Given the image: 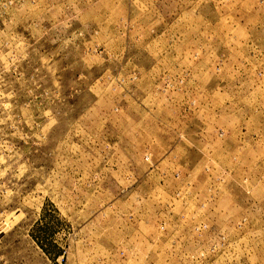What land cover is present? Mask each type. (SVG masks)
I'll return each mask as SVG.
<instances>
[{"label": "rangeland", "instance_id": "374dc122", "mask_svg": "<svg viewBox=\"0 0 264 264\" xmlns=\"http://www.w3.org/2000/svg\"><path fill=\"white\" fill-rule=\"evenodd\" d=\"M0 264H264V0H0Z\"/></svg>", "mask_w": 264, "mask_h": 264}, {"label": "crops", "instance_id": "0c3cea01", "mask_svg": "<svg viewBox=\"0 0 264 264\" xmlns=\"http://www.w3.org/2000/svg\"><path fill=\"white\" fill-rule=\"evenodd\" d=\"M140 236L143 237L142 234H140ZM140 239H141V238H140ZM161 242H163V241L161 240ZM146 243H147V240H139V242H138V244H137L138 246H136L135 243H132V244H130L129 248L135 247V250H137L138 247H139V248H140V247L143 248V247L146 245ZM133 244H134L135 246H134Z\"/></svg>", "mask_w": 264, "mask_h": 264}, {"label": "built area", "instance_id": "2783aa9c", "mask_svg": "<svg viewBox=\"0 0 264 264\" xmlns=\"http://www.w3.org/2000/svg\"><path fill=\"white\" fill-rule=\"evenodd\" d=\"M161 229H163V227H161Z\"/></svg>", "mask_w": 264, "mask_h": 264}]
</instances>
